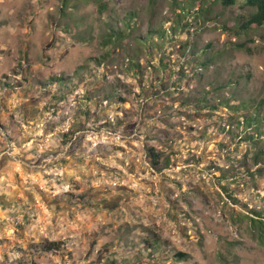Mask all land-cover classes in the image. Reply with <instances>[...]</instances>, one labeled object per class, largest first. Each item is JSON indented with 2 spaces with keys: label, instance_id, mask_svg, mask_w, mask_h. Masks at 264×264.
Segmentation results:
<instances>
[{
  "label": "rangeland",
  "instance_id": "374dc122",
  "mask_svg": "<svg viewBox=\"0 0 264 264\" xmlns=\"http://www.w3.org/2000/svg\"><path fill=\"white\" fill-rule=\"evenodd\" d=\"M176 1L197 15L185 29H171L172 0H0V264H264L250 220L264 212V140L241 141L243 111L222 103L264 96V25L240 30V4ZM131 12L134 29L106 44ZM159 27L161 49L138 45ZM228 81L238 84L218 86ZM67 118V141L81 131L69 155L67 141L7 148L19 129ZM133 128L128 140L105 132Z\"/></svg>",
  "mask_w": 264,
  "mask_h": 264
},
{
  "label": "trees",
  "instance_id": "16d2710c",
  "mask_svg": "<svg viewBox=\"0 0 264 264\" xmlns=\"http://www.w3.org/2000/svg\"><path fill=\"white\" fill-rule=\"evenodd\" d=\"M212 1L214 2L216 0H212ZM217 1H219L221 6L224 8L240 4L241 6H246L250 9V11L246 14V16H244L245 20L239 26L240 30L248 29V28H251L252 26L258 27V26L264 25V0H217ZM63 2L66 3V0H63ZM171 6H172V9L175 10L176 12L175 13L176 20H174V25L171 28L172 30H175L176 27H179L180 29H185V27L189 25V22H187L185 18L188 16L189 17L191 16V18L193 17V19H195L197 17V15H194L193 12L186 10L187 7H185L184 5H181L180 2H177L176 0H172ZM186 6H189V9H190L191 3H187ZM103 9H105V6L103 4H100V11H103ZM209 10H210V7L206 6L205 8L201 9L200 12L204 11V13H209ZM133 14L134 13L131 12L130 15L124 16L123 18H121V23L124 26L123 29H119L116 32L112 30V33L106 34L105 40H104L106 44L110 43V44L115 45V43L117 44L120 43L125 38L126 32L128 33L134 29V26H132L131 24V19H136L137 15L136 14L133 15ZM234 33L236 35H240L243 32H234ZM135 39H137L138 45H142V41H144L146 42L145 46H147V42H148L149 44H153L154 48H159V49H161L162 46L166 42H168L167 32L161 27L156 28V29H149L147 36L142 37V38L136 37ZM194 43L195 41L193 39L189 41L187 40L183 43V45H181V48H183L182 50L185 51V49H187L186 46L191 47V45H194ZM207 45H210V44H207ZM235 46H237L238 48H244L245 44L243 42H237L235 43ZM195 53L196 52H193L192 55H194ZM165 55H166L165 52L159 55V60H158L157 65H159L158 67H160L159 70L161 71L167 66L166 60L168 58H166ZM211 60H212V56L204 60L199 65H202L203 67H205L207 66V64L211 62ZM132 67L137 73L139 74L141 73V71H139L140 65L138 64V62H133ZM197 68H194V70H196ZM182 72L183 71L180 66L179 73H182ZM232 84L236 86L238 82L228 81L227 83L219 84L218 86L224 87V86H231ZM115 93L117 92H115L114 90L113 92L110 93V95L111 94L114 95ZM118 98L122 99L120 96H118ZM232 98L235 100V104H230L229 99L222 101V103H223V106L227 110L230 109L235 114L239 113V111H243V113L241 112L240 114L241 117L235 119L236 125L238 126L242 125V128H240V131L237 132L236 134L240 133L239 139L245 142L247 146L256 147V145L259 142L264 140V96H262L260 99L257 100L255 97H251V96L247 98L244 96H240L239 92L236 91L234 92ZM194 106L198 107V105H194ZM153 151H154V148L149 147V146L147 147V152L149 156L153 157L151 159V163L154 166H156L158 164V159L156 157L158 156ZM258 157L259 155L255 154V158H254L255 163H258ZM221 178H224L223 174ZM221 188H223L224 191L231 193V190L229 191L228 187L221 185ZM229 193L227 195L229 197H232L231 194ZM259 199L261 201V204L264 205V195L263 194H259ZM254 213L256 216L250 217V220L254 224V226H257L259 228L260 236L262 237L264 233V212L263 213L254 212ZM262 241L264 240L262 239ZM51 245L52 243H49L46 245L43 244L42 248L45 250H49L51 249ZM175 256L178 259L185 260L186 254L184 252H177Z\"/></svg>",
  "mask_w": 264,
  "mask_h": 264
},
{
  "label": "crops",
  "instance_id": "0c3cea01",
  "mask_svg": "<svg viewBox=\"0 0 264 264\" xmlns=\"http://www.w3.org/2000/svg\"><path fill=\"white\" fill-rule=\"evenodd\" d=\"M84 90H83V92H84ZM84 98L85 97L83 96L82 100H84ZM78 103H79V101H78ZM80 111H78L79 117L83 119L85 113L84 112L80 113ZM90 113L94 114L95 112H92V110H91ZM28 114L29 113L27 112L26 116H28ZM94 116H98V114H94ZM93 118L91 117L90 119H93ZM71 121L72 120H70V118H67V120L64 119L60 124H56L54 126H48L46 129L37 128V127L32 128L33 130L31 128L19 129L18 130L19 134L16 133L17 137L15 136V138L12 140L7 139V148L8 149L14 148V147H15V149H28L30 147L36 148L37 147L36 146L37 144H35V143H37L36 139L42 141L44 146H49L51 148L59 147L60 145L63 146L69 137V135H68L69 133L66 130L70 128V126H68V123H71ZM41 133H42L41 138H37V135H40ZM135 137H133L132 139H134ZM18 139H21V140H18ZM88 143L89 142L87 141V144H86L87 147H88ZM46 158H49V157H46ZM83 164H84L83 166L85 167V169L87 168L89 170L91 168L93 169V165L95 164V162H94V160L93 161L91 159L86 160L84 158ZM91 164H93V165L91 166ZM105 206L107 207V205H105Z\"/></svg>",
  "mask_w": 264,
  "mask_h": 264
},
{
  "label": "built area",
  "instance_id": "2783aa9c",
  "mask_svg": "<svg viewBox=\"0 0 264 264\" xmlns=\"http://www.w3.org/2000/svg\"><path fill=\"white\" fill-rule=\"evenodd\" d=\"M84 131V130H83ZM82 131V132H83ZM85 131H89V130H85ZM106 133H108V134H112V135H114L116 138H118V139H121V140H125V139H131V138H133V137H135L136 135H137V133H136V128H133L132 130H131V132L129 133V134H123V133H116V132H114V130L113 129H108V130H106L105 131ZM81 133V131H74L73 133H72V135L70 136L71 138L67 141V143L64 145V148H63V152L61 153V154H63V155H69L68 154V151H69V149H70V147H71V145H73V142L75 141V139L77 138V136L79 135Z\"/></svg>",
  "mask_w": 264,
  "mask_h": 264
}]
</instances>
